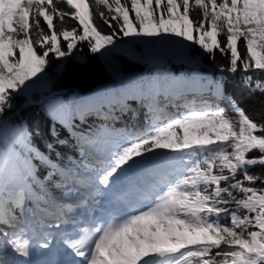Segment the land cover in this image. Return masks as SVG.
Segmentation results:
<instances>
[{"label": "snow or ice", "instance_id": "obj_1", "mask_svg": "<svg viewBox=\"0 0 264 264\" xmlns=\"http://www.w3.org/2000/svg\"><path fill=\"white\" fill-rule=\"evenodd\" d=\"M194 9L198 21L190 16ZM97 15L111 34H102ZM69 16L79 27L65 25ZM161 33L208 53L230 52L232 72L240 66L264 72V0H0V127L12 137L0 148V251L14 264H34L36 249L49 254L60 245L74 257L61 264H264V175L250 171L264 168V123L235 102L238 129L219 105L186 102L172 116L160 105L159 90L141 93V100L151 97L143 122L81 133L95 158L81 147L79 161L69 158L71 167L51 158L61 159L56 145L68 143L55 127L46 155L33 143L38 130L8 120L14 95L44 71L50 53L67 57L77 41L96 53L119 34ZM252 82L247 75L249 91L264 94V80ZM33 158L48 169L43 180ZM102 196L107 206L97 217Z\"/></svg>", "mask_w": 264, "mask_h": 264}, {"label": "trees", "instance_id": "obj_2", "mask_svg": "<svg viewBox=\"0 0 264 264\" xmlns=\"http://www.w3.org/2000/svg\"><path fill=\"white\" fill-rule=\"evenodd\" d=\"M58 7L69 10L63 3L58 4ZM190 16L193 20H200V10L194 9ZM55 23L57 28L61 27L58 20ZM95 23L102 34H111L112 29L98 15ZM65 25L69 29L79 27L78 21L71 16L65 18ZM194 35L198 36L195 33ZM157 37V39L142 35L124 37L119 34L113 39L133 45L144 57L154 62V68L166 66L159 71L147 69L144 64L133 63L124 55L113 53L107 46L93 53L87 41H77V47L67 57L57 58L50 53L44 71L30 81H26L22 91L14 95L13 107L7 113L8 120L15 124L23 123L30 132L35 133L38 130L39 135L33 136V143L46 155L48 153L44 143L53 141L50 129L55 127L60 133V138L68 141L66 145H56V150L62 154L61 159L58 160L54 154L51 156L61 167H71L69 158L79 161L81 157L73 146L67 127L59 118L63 117L68 121L71 117L72 129L84 134L93 133L104 125L109 129H123L133 122V112L130 109L135 108L136 103L130 100L131 93L148 94L160 87L164 95L168 93L167 98L165 96L166 101L174 105L176 95L208 89L227 96L245 109L254 121L264 123V94L259 91L250 92L245 86L247 75L253 77L254 87L256 79L264 80V72H257L254 69L245 72L242 66L238 67L236 72H232L230 52L221 53L217 49L213 53H208L193 41H187L170 33H161ZM218 39L225 41L226 34H221ZM64 47L66 48V44ZM238 50L242 55L245 54L243 38L238 41ZM194 68L204 71L207 77H192ZM127 77H134L135 81L129 83L126 81ZM95 90L98 92H95L87 102L81 99V96ZM125 97H129L126 99V107L129 111L114 122L101 115H89L90 110L97 109L107 113L105 105L108 102L121 103ZM55 98L60 100L61 108L50 114L47 104ZM168 107L173 106L168 105ZM174 108L181 107L174 106ZM11 140L10 132L0 127V148H6ZM32 163L39 178L43 180L48 169L35 158L32 159ZM250 171L253 174L264 175V168L259 166H253ZM257 185L259 186V182ZM53 192L59 195L58 190L53 189Z\"/></svg>", "mask_w": 264, "mask_h": 264}, {"label": "rangeland", "instance_id": "obj_3", "mask_svg": "<svg viewBox=\"0 0 264 264\" xmlns=\"http://www.w3.org/2000/svg\"><path fill=\"white\" fill-rule=\"evenodd\" d=\"M153 63L154 62H150L149 63V67L151 66V65H153ZM156 70H158V69H156ZM196 72H194L193 74H192V76H196V77H201V78H205L206 77V75H203V74H195ZM195 74V75H194ZM153 78V77H152ZM152 78H150V79H152ZM126 81H128L129 83H132V82H134L135 81V78L134 77H127L126 78ZM93 96V94L92 95H88V96H86V97H84V98H82L85 102H87L88 100H89V98L90 97H92ZM196 99H194V100H192V101H195ZM201 99H199V100H196L197 102L198 101H200ZM205 102H207V103H209V101L207 100V99H205V100H202L201 102H200V104H203V103H205ZM201 107H205V106H201ZM61 108V105H60V101L59 100H53V101H51V102H49L48 104H47V110H48V112L50 113V114H54L57 110H59ZM81 142H83V141H81ZM84 143V142H83ZM85 148H86V150H87V152H89V153H93L92 152V150L87 146V145H85ZM91 152H90V151ZM224 222L225 223H229L230 221L229 220H224ZM2 260V258H1V256H0V261Z\"/></svg>", "mask_w": 264, "mask_h": 264}, {"label": "bare ground", "instance_id": "obj_4", "mask_svg": "<svg viewBox=\"0 0 264 264\" xmlns=\"http://www.w3.org/2000/svg\"><path fill=\"white\" fill-rule=\"evenodd\" d=\"M112 50L116 51V52H124L127 55H129L132 59L134 60H139L138 57L134 54L135 52H133V50L127 48L126 46L122 45V44H112L111 45ZM210 97L206 98L209 99ZM217 104L216 101H210L209 105H213L215 106ZM226 116H228L233 124L235 125V127L238 129L239 127V115L237 113H235V111L230 108L228 112L225 113Z\"/></svg>", "mask_w": 264, "mask_h": 264}, {"label": "water", "instance_id": "obj_5", "mask_svg": "<svg viewBox=\"0 0 264 264\" xmlns=\"http://www.w3.org/2000/svg\"><path fill=\"white\" fill-rule=\"evenodd\" d=\"M108 46L110 47L111 45H108ZM130 49H132L133 52H135L133 47H130ZM134 54H135L136 56H138V53L135 52ZM134 61H135V60H134Z\"/></svg>", "mask_w": 264, "mask_h": 264}]
</instances>
